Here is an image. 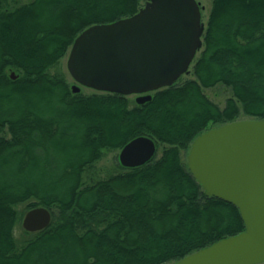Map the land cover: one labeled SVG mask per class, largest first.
Returning <instances> with one entry per match:
<instances>
[{
    "label": "trees",
    "instance_id": "obj_1",
    "mask_svg": "<svg viewBox=\"0 0 264 264\" xmlns=\"http://www.w3.org/2000/svg\"><path fill=\"white\" fill-rule=\"evenodd\" d=\"M142 4L0 0V264H167L244 230L238 208L207 195L181 151L240 115L264 119V0H212L191 77L144 103L74 93L51 72L82 30ZM218 84L231 91L223 107L204 93ZM142 135L164 145L160 156L84 180L106 150ZM36 206L50 224L17 235Z\"/></svg>",
    "mask_w": 264,
    "mask_h": 264
},
{
    "label": "water",
    "instance_id": "obj_2",
    "mask_svg": "<svg viewBox=\"0 0 264 264\" xmlns=\"http://www.w3.org/2000/svg\"><path fill=\"white\" fill-rule=\"evenodd\" d=\"M139 10L109 23L93 24L73 40L66 60L71 90L81 87L122 95L136 102L172 85L202 48L205 24L197 0H141ZM10 76L15 78L14 72ZM156 143L148 136L127 142L118 155L125 167L151 160ZM187 165L205 193L236 206L243 231L223 237L167 264L264 263V119H238L207 129L194 138ZM51 212L36 206L22 227L35 232L51 222Z\"/></svg>",
    "mask_w": 264,
    "mask_h": 264
},
{
    "label": "rangeland",
    "instance_id": "obj_3",
    "mask_svg": "<svg viewBox=\"0 0 264 264\" xmlns=\"http://www.w3.org/2000/svg\"><path fill=\"white\" fill-rule=\"evenodd\" d=\"M197 1L200 3L202 21L205 24L207 21L209 11H210L212 0H197ZM67 54H65L64 57H62L60 59L59 64L56 66V68L51 69V72L53 73L57 69L61 70L65 74V77H66L67 81L69 82V84L73 85L75 83V81L72 79V77L70 76V74L68 73L67 68H66ZM190 77H191L190 73L183 74L179 77L178 81L181 82V81H184ZM95 92H99V91H96V90L88 88V87H81V93L82 94H91V93H95ZM204 93L208 96L209 99H211L214 103L219 105V107H223L225 100L228 97H230V95H231L230 89L227 88L226 86L221 85V84H218L212 88L204 89ZM129 97L131 99L135 98L134 95H129ZM247 118L248 117L245 115L239 116V119H247ZM163 147H164V145L158 144V148L156 149V153H155V155L157 157L160 156ZM188 150L189 149L181 151V159L185 163H187ZM119 152H120V149L106 150L104 152L103 156L99 160H97L91 168H89L88 170L85 171L84 180L88 183L90 181L102 179V178H105V177H107L113 173L121 171L122 168H121V164H120L119 159H118ZM19 208L21 209V206ZM22 218L20 220V224L17 225L16 230H15L17 235L20 234L19 228L22 225L21 224Z\"/></svg>",
    "mask_w": 264,
    "mask_h": 264
},
{
    "label": "flooded vegetation",
    "instance_id": "obj_4",
    "mask_svg": "<svg viewBox=\"0 0 264 264\" xmlns=\"http://www.w3.org/2000/svg\"><path fill=\"white\" fill-rule=\"evenodd\" d=\"M153 92V91H152ZM151 93V92H150ZM132 95H134L135 97L137 96L136 94H132ZM155 156V155H154Z\"/></svg>",
    "mask_w": 264,
    "mask_h": 264
}]
</instances>
